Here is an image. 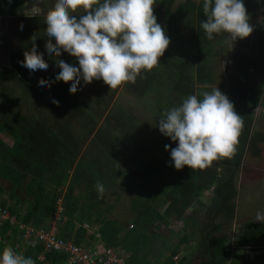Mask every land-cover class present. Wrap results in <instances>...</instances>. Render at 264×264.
I'll list each match as a JSON object with an SVG mask.
<instances>
[{"label": "trees", "instance_id": "16d2710c", "mask_svg": "<svg viewBox=\"0 0 264 264\" xmlns=\"http://www.w3.org/2000/svg\"><path fill=\"white\" fill-rule=\"evenodd\" d=\"M26 1L0 0V17L6 12L26 9ZM262 1L263 4L259 0H244L251 26L255 22L253 31L244 42L238 38L232 42L224 32L207 39L200 27L205 19L202 0H155L154 15L170 40L159 63L142 72L135 83L126 82L93 101L81 90L69 93L71 82L59 81L43 91L38 87L39 81L47 83L60 71L45 51V15L18 18L15 51L5 50L8 33L0 28V49L4 48L9 59V64H0V135L7 133L14 140L13 145H8L0 136V198L9 190L7 199L19 204L10 205L6 200L0 203L24 223L48 228L58 210V199L62 198L58 236L69 240L75 235L77 244L86 241L89 245L95 235L84 224L98 227L104 249L123 246L124 251L134 252V257L126 258V264H173L180 245L187 243L197 229L202 230L200 264H226L231 257L233 264H264L262 255L248 259L227 252L230 238L223 233L236 219L239 190L235 174L247 153L261 155L264 143V132L254 129L255 117L250 111V106L258 103L254 101L256 94H264V90L256 92L250 82V76L264 64ZM21 22L23 30L19 28ZM33 38L37 51L45 56L48 74L30 73L20 63L24 52L31 49ZM176 38L181 39L177 44L182 47L181 57L175 52ZM186 42L191 43L189 51L183 47ZM230 44L236 51L226 65L232 73L228 75L224 94L243 120L235 152L231 157L214 160L205 169L186 165L177 170L169 163L170 149L164 147L165 144L175 147L176 142L161 134L157 126L159 118L189 95L202 99V94L209 92L208 86L215 83L220 63L215 57L231 53ZM58 59L76 61L66 52ZM121 87L143 101V117L132 106L125 109L115 103L111 107ZM263 96L257 100L264 108ZM53 98L59 101L58 105L52 103ZM124 176L125 182L134 185L138 192L131 198L129 210L133 218L129 221L123 219L117 205L124 196V187L119 184ZM97 182L105 189L102 198H97L94 187ZM207 192L210 197L205 202ZM198 213L204 214L206 224H200ZM112 215L108 224L101 225L102 216ZM178 221L182 223L178 230L184 236L180 238L182 241L167 242L164 229L175 234L171 225ZM189 227L193 231L190 234ZM152 228L157 234L150 232ZM10 229L13 242L21 241L15 237L14 228L6 226L1 233L10 239L11 235H7ZM235 243L264 247V223L244 222ZM153 249L163 255L162 262L147 260ZM141 253L145 259L140 258ZM40 254H44V260H39ZM24 256L31 257L34 264H66L67 258L64 253L45 251L42 244L32 242L25 244ZM185 261L186 257H181V262Z\"/></svg>", "mask_w": 264, "mask_h": 264}, {"label": "clouds", "instance_id": "9594fccd", "mask_svg": "<svg viewBox=\"0 0 264 264\" xmlns=\"http://www.w3.org/2000/svg\"><path fill=\"white\" fill-rule=\"evenodd\" d=\"M154 3L155 0H55L54 8L45 17V51L60 71L47 83L39 81L38 87L43 91L59 81L71 82L68 91L75 94L94 79L102 80L110 91L126 82L135 83L142 72L159 63L170 43L154 15ZM202 7L205 19L200 27L209 40L224 32L234 42L253 31L244 0H202ZM78 9L83 13L77 15ZM40 12L39 7H33L25 15L37 17ZM23 27L21 22L20 30ZM35 39L20 63L30 73L48 74L50 68L44 54L37 51ZM62 52L74 57L78 66L58 59ZM52 103L58 105L59 101L53 98ZM157 126L161 134L176 142L175 147L164 145L165 150L170 149L172 166L177 170L186 165L205 169L220 157L232 156L243 120L233 102L216 86L204 92L202 99L189 95L179 106L165 111ZM94 187L97 198H102L103 184L97 182ZM254 220L264 223V212L258 211ZM0 264L34 261L5 248Z\"/></svg>", "mask_w": 264, "mask_h": 264}, {"label": "rangeland", "instance_id": "374dc122", "mask_svg": "<svg viewBox=\"0 0 264 264\" xmlns=\"http://www.w3.org/2000/svg\"><path fill=\"white\" fill-rule=\"evenodd\" d=\"M55 0H30V2H27L26 9L19 13L14 14H6L4 16L0 17V28L4 29L7 35V43H6V51H15L17 50L18 43L16 38V30L18 28V18L20 15H25L26 12H28L33 7H39L41 9L40 15H45L47 12L54 8ZM264 8L260 7V17L264 15ZM77 13H83V9H78ZM251 14V13H250ZM39 15V16H40ZM259 19V18H258ZM259 22V20H258ZM255 23V22H254ZM253 23V25H254ZM252 25V27H253ZM181 29L186 31L185 26H181ZM223 33V32H222ZM252 33V32H251ZM250 33V34H251ZM248 37V36H247ZM246 38V37H245ZM245 38H238L241 41L244 42ZM176 45H175V52L177 56H182V49L181 45H177L179 41L177 38L175 39ZM250 40H248L249 42ZM190 42H186L185 45L183 44L184 49L188 48V51L191 50ZM232 51L231 53L227 54H220L218 57V61L220 62L217 66L216 71V81L212 86L209 87V92L212 91L213 88L216 86L225 93V90L227 88V82H228V75L232 73L231 69H226V65H228V58L236 51V48L231 46ZM4 49V48H3ZM0 49V64L6 63L9 64L8 55L4 53V50ZM185 57H188L187 55ZM188 60V59H187ZM217 60V59H216ZM226 69V70H225ZM250 82L256 92L259 90H264V64L259 69L258 73L253 74L250 76ZM205 89V88H204ZM264 93V92H263ZM264 95V94H262ZM262 95L256 94L254 97V101H257L258 103L260 101L257 100L259 96L262 97ZM264 97V96H263ZM113 103L111 104V107L115 103L121 104L122 107L126 109L128 106H132L133 109H135V112L139 114L141 117H143L142 113L145 111V107L143 105V101L141 102L137 98L133 97L132 95L128 94L127 91L124 89V87H121L116 95L113 98ZM253 104L250 106V111L253 113L255 117V124L254 129L264 132V108L260 106V104ZM110 107V108H111ZM108 108V111L110 110ZM6 142L12 143L13 138H11L7 133H2L0 135ZM261 155L259 157H255L250 153H247L243 165L239 170H237L235 174V182L237 183V188L239 190L238 198H237V208H236V219L234 222L229 226V228L225 229L223 233H226L228 238H230V242H235L238 240V235L240 231V225H242L244 222H251L255 219V216L258 211L264 212V143L261 144ZM261 171V172H260ZM257 172V175L255 174ZM256 175V178L252 180L253 176ZM260 177V178H258ZM126 176L123 178L121 177L119 180V184L123 185L124 187V196L122 198V201H120L117 205L118 208H120V213L126 217V220H131L133 218V215L131 214L129 210V205L131 203V198L136 196L137 188H135L134 185H128L126 182ZM252 182V183H250ZM250 183V184H249ZM249 184V185H248ZM255 184V185H254ZM260 190V192H258ZM253 191V193H251ZM256 191V192H255ZM210 193L207 192L204 195L205 202L209 201ZM110 203H114L112 199L109 200ZM199 216V222L200 224H206V217H204L203 213H198ZM112 217H104L102 216V219H99V222H101V225L105 226L108 224L109 220ZM155 223V222H154ZM182 226L181 222H174L171 225V230H175V234H173L171 231L168 230V228H165L164 233V239L167 238V242L171 243L173 242H180L181 239L184 237L181 232H178L179 228ZM150 230V229H149ZM150 232L154 233L155 229L152 228ZM188 234L192 233V228H187ZM155 234H157L155 232ZM181 238V239H180ZM202 239V230L197 229L196 232H194L193 235L190 236L189 241L187 243H184L180 245V250L177 254H179L181 257L185 256L186 261L184 264H200L203 260V255L201 253V245L200 241ZM162 242V241H161ZM141 255L144 257L145 254L141 253Z\"/></svg>", "mask_w": 264, "mask_h": 264}, {"label": "built area", "instance_id": "2783aa9c", "mask_svg": "<svg viewBox=\"0 0 264 264\" xmlns=\"http://www.w3.org/2000/svg\"><path fill=\"white\" fill-rule=\"evenodd\" d=\"M63 212V199H58V210L55 213L57 220L60 219ZM8 223L17 228L19 233L25 240L31 241L33 244H42L45 251H56L66 254V264H126V256L115 248H106L99 250L98 248L86 247L77 244L74 240H66L58 236L55 228H37L32 225L24 224L18 220L17 216L12 214L10 210L0 204V227ZM88 227L87 224H84ZM132 227V225H131ZM4 238L0 235V254L5 248H10L18 254L24 255V249L21 244L6 245L3 247ZM225 250L231 255L243 252L248 259L262 255L264 258V247L240 246L238 243H232ZM39 260H44V254L39 255ZM232 257L226 264H231ZM173 264H183L179 254L173 256Z\"/></svg>", "mask_w": 264, "mask_h": 264}, {"label": "crops", "instance_id": "0c3cea01", "mask_svg": "<svg viewBox=\"0 0 264 264\" xmlns=\"http://www.w3.org/2000/svg\"><path fill=\"white\" fill-rule=\"evenodd\" d=\"M262 4H263V1L262 0H259ZM27 2H30V0H27L26 1V4H27ZM21 11H23V10H20V11H18V13L19 12H21ZM7 14H10V13H8L7 12ZM11 14H14V13H11ZM28 17V16H26V15H20V17ZM11 137V136H10ZM4 140V139H3ZM5 141V140H4ZM6 142V141H5ZM13 142H14V140L12 141V143H10V142H6L8 145H13ZM264 170V169H263ZM261 172V171H260ZM255 174L257 175V172H255ZM256 175H254L253 174V178H252V180H254L255 178H256ZM258 178H260V177H258ZM250 183H252V182H250ZM249 183V184H250ZM248 184V185H249ZM255 185V184H254ZM8 189H9V187H8ZM256 192V191H255ZM258 192H260V190L258 191ZM251 193H253V191L251 192ZM8 195H9V190H6L5 192H4V194L1 196V198H0V202L2 201V200H6V201H8V203L10 204V205H15V203L16 204H19V203H17L16 201H10V200H8L7 198H8ZM1 204V203H0ZM2 205V204H1ZM7 208V207H6ZM9 209V208H8ZM263 211H264V209H263ZM14 215H16L17 216V214H14ZM62 215V214H61ZM237 215V214H236ZM112 218L109 220V222L113 219V215L111 216ZM17 218H18V216H17ZM123 218V217H122ZM121 218V219H122ZM124 220L126 219V217L124 216V218H123ZM18 220L19 221H21L19 218H18ZM60 220H61V217H60V219L59 220H57L56 219V217L54 216V219L51 221V225L47 228V229H52V228H55L56 229V231L58 232V227H59V225H58V223L60 222ZM22 223H24L23 221H21ZM108 222V223H109ZM24 224H26V223H24ZM28 225H31V224H28ZM88 225V224H87ZM6 226H9V227H11V228H14V229H16L17 230V228H15L14 226H11V225H9L8 223H4L1 227H0V235H2V237L4 238V241L6 242V243H3V247H5L6 245H13V244H15V243H19V244H21L22 245V247H23V249H25V244L26 243H31V241H28V240H25L24 238H23V236L19 233V231L17 230V233H16V235H15V237H18L21 241H19V242H13V240H15L14 239V236H12L11 234L13 233V230L12 229H10L8 232H7V235H11V237H10V239L8 238V237H5L1 232H2V230H3V228L4 227H6ZM85 227V226H84ZM129 227H131V225H129ZM80 227H78V228H75L74 229V232H75V230H77V229H79ZM86 229H87V231L89 232V233H92V234H94L95 235V239L89 244V245H87V243H86V241L85 242H83V244H81L82 246H86V247H92V248H98L99 250H103L104 249V245H103V242H102V240H101V233L99 232V229H98V227H95V228H92V226H90V225H88V227H85ZM123 235L125 234L124 232L122 233ZM69 240H74L75 241V235H73L72 237H70L69 238ZM76 242V241H75ZM232 243H235V242H230L229 243V245H228V247H230L231 245H232ZM86 244V245H85ZM116 250H118L119 252H121V253H123L126 257H127V260H128V257L129 256H135V255H133L134 254V252L133 251H124V249H123V246L122 247H119V248H115ZM160 252H159V250L158 249H153V251H152V253H149V256H148V261L149 262H156V261H158V262H162V260H164V258H163V255L162 256H160ZM166 254H168V252H166ZM239 254H241V255H244V253L243 252H239ZM158 257H160V260H158ZM140 258L141 259H145V256L143 257L141 254H140ZM137 259H139V258H137ZM233 258H232V260H231V264H233L232 262H233ZM184 264V263H183Z\"/></svg>", "mask_w": 264, "mask_h": 264}, {"label": "flooded vegetation", "instance_id": "af4514ba", "mask_svg": "<svg viewBox=\"0 0 264 264\" xmlns=\"http://www.w3.org/2000/svg\"><path fill=\"white\" fill-rule=\"evenodd\" d=\"M73 64L78 66V62L74 61ZM90 89L85 90L83 87L81 89V92L85 95V97L88 100H95L97 97H99L102 94H109L111 93L110 88L108 85H106L102 80H93L91 83L88 84ZM94 97L91 98V96ZM89 97V98H88Z\"/></svg>", "mask_w": 264, "mask_h": 264}, {"label": "water", "instance_id": "95a60500", "mask_svg": "<svg viewBox=\"0 0 264 264\" xmlns=\"http://www.w3.org/2000/svg\"><path fill=\"white\" fill-rule=\"evenodd\" d=\"M81 83L83 84V81H81ZM83 88H84L85 90L90 89V87H89L88 84H87V85H84ZM93 97H94V94H93V96H91V98H93ZM88 98H89V97H88Z\"/></svg>", "mask_w": 264, "mask_h": 264}]
</instances>
